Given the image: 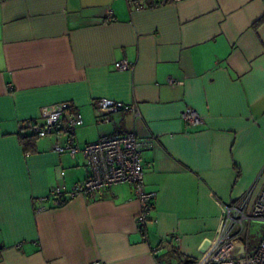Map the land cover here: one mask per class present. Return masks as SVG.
Here are the masks:
<instances>
[{
  "label": "crops",
  "instance_id": "obj_1",
  "mask_svg": "<svg viewBox=\"0 0 264 264\" xmlns=\"http://www.w3.org/2000/svg\"><path fill=\"white\" fill-rule=\"evenodd\" d=\"M104 97L139 115L101 113ZM64 102L82 117L79 145L126 133L145 144V189L157 193L145 230L129 183L40 200L89 174L81 153L53 150L64 135L23 144L26 122ZM187 107L203 122L186 126ZM262 186L264 0L135 12L125 0H0V264H185L218 233L223 205L252 202Z\"/></svg>",
  "mask_w": 264,
  "mask_h": 264
},
{
  "label": "built area",
  "instance_id": "obj_2",
  "mask_svg": "<svg viewBox=\"0 0 264 264\" xmlns=\"http://www.w3.org/2000/svg\"><path fill=\"white\" fill-rule=\"evenodd\" d=\"M131 12L157 7L167 2L179 0H125ZM114 11L108 8L107 21H112ZM116 69L129 70L133 65L126 60L116 61ZM175 79L168 77L167 83L174 84ZM68 103H57L45 108L44 121L40 119L28 120L25 124L27 133L36 137L47 135H64L63 143H55V152L81 153L85 157L88 176L74 183L70 188L56 184L49 189L41 201L52 199L54 205H59L66 199L76 196H93L95 193L118 183L132 185L134 196L139 203L136 214V228L145 230L149 219L152 201L157 193L145 189V172L142 151L145 144L133 133L123 135L101 136L98 140L79 145L75 139L76 128L82 124V117L76 113L66 114ZM97 108L101 113L117 110H131L135 116L139 115L136 103L126 105L109 98H100ZM181 118L186 126L198 125L203 122L202 116L191 107L183 110ZM264 219V186L260 189L252 202L248 199L238 204L223 205V221L215 237L208 241L206 251L195 264H264V238L261 239L253 253L247 252L243 256H236L235 251L240 241L236 238L246 220ZM240 227V230H239ZM173 240L179 241L177 235ZM87 264H104L94 260ZM157 264H162L158 262Z\"/></svg>",
  "mask_w": 264,
  "mask_h": 264
},
{
  "label": "rangeland",
  "instance_id": "obj_3",
  "mask_svg": "<svg viewBox=\"0 0 264 264\" xmlns=\"http://www.w3.org/2000/svg\"><path fill=\"white\" fill-rule=\"evenodd\" d=\"M236 238L240 241L235 251L236 256H243L247 252L253 253L257 249L261 239L264 238V219L244 221Z\"/></svg>",
  "mask_w": 264,
  "mask_h": 264
},
{
  "label": "trees",
  "instance_id": "obj_4",
  "mask_svg": "<svg viewBox=\"0 0 264 264\" xmlns=\"http://www.w3.org/2000/svg\"><path fill=\"white\" fill-rule=\"evenodd\" d=\"M33 138V135H27L26 137H23V144L25 147H27V144H29V140ZM27 149V148H26ZM196 260H187L185 264H195Z\"/></svg>",
  "mask_w": 264,
  "mask_h": 264
},
{
  "label": "water",
  "instance_id": "obj_5",
  "mask_svg": "<svg viewBox=\"0 0 264 264\" xmlns=\"http://www.w3.org/2000/svg\"><path fill=\"white\" fill-rule=\"evenodd\" d=\"M208 243V240L204 241L202 246H201V250L205 248L206 244Z\"/></svg>",
  "mask_w": 264,
  "mask_h": 264
}]
</instances>
